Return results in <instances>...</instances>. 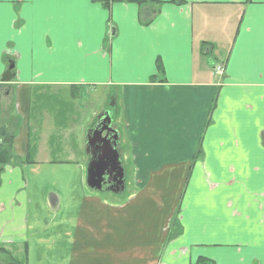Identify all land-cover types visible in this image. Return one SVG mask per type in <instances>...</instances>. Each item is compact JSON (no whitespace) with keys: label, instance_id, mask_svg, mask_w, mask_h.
Instances as JSON below:
<instances>
[{"label":"crops","instance_id":"1","mask_svg":"<svg viewBox=\"0 0 264 264\" xmlns=\"http://www.w3.org/2000/svg\"><path fill=\"white\" fill-rule=\"evenodd\" d=\"M145 1L0 0V128L16 121L23 161L0 168V248L18 264H264V0ZM60 94L72 113L34 107ZM105 109L132 195L86 185Z\"/></svg>","mask_w":264,"mask_h":264},{"label":"water","instance_id":"2","mask_svg":"<svg viewBox=\"0 0 264 264\" xmlns=\"http://www.w3.org/2000/svg\"><path fill=\"white\" fill-rule=\"evenodd\" d=\"M13 68L12 62L7 67L2 79L9 80L12 75L10 70ZM107 114L101 113L97 117L94 124L86 132L85 141L87 142L86 150L89 152V161L86 166V185L92 189L100 191L103 176L105 173L113 175V180H117L116 189L111 188L110 191L118 194L123 191L124 172L119 162V155L116 150L117 134L110 124V118H104ZM104 136H101L103 132Z\"/></svg>","mask_w":264,"mask_h":264},{"label":"rangeland","instance_id":"3","mask_svg":"<svg viewBox=\"0 0 264 264\" xmlns=\"http://www.w3.org/2000/svg\"><path fill=\"white\" fill-rule=\"evenodd\" d=\"M48 94L51 95L52 92H48ZM67 95H68V93H67ZM43 103L45 105H48L49 107H52L53 110L56 112V114H54V115H58L59 117L62 116V113H66V114L72 113V111H71V106L72 105L70 106V104H65L61 94L59 96H57V97L44 96V97H41L39 99H36V101L34 103V107H36L39 104H43ZM92 107H94V104L90 108V116H91V111L93 110ZM40 110H42V109H40ZM40 110H38V111H40ZM74 112H76V111L74 110ZM46 113H47V109H46ZM88 113H89L88 107L87 106L86 107L83 106L82 112H81L82 116L88 117ZM50 145L52 146L51 148H52L53 154L51 155L48 152L47 156H46L47 159H55V160H57L56 157H59L61 159L64 158V156L62 154H59V155L56 154V152L61 149L62 142H58V145H57L56 138H55V139L51 140ZM54 148H56L55 151H54ZM40 151H39V153L41 154L40 156L41 157L42 156L45 157V153H42ZM83 173L85 175V171H83ZM168 174H169V171L159 170V171L155 172V176L154 177L155 178L165 177ZM134 176H135V172L132 171V169L125 170V178H126L125 181L126 182H125L124 188L126 189V191L124 192L125 195H123V196L132 195V193H134V191H135V186L133 185ZM169 180L170 179H167V180H164V181L163 180L153 181L154 183L158 182V185H157L158 189L157 190L161 192L160 195L157 194V195L154 196L155 199L160 200L163 203V205H164L163 209L161 210V214L165 213L168 210L169 204L171 203L172 199L176 196L175 191L172 190V184H169ZM174 183H176V182H174ZM88 192L93 193L92 191H89V190H88ZM93 194H97V195H99L102 198L108 199L105 202L107 204H109V199H111V195H109V194H101V193H98V192L97 193H93ZM130 197H132V196H129L128 198H126L124 200L126 201ZM114 202H115L114 205L116 206L117 202L116 201H114ZM143 208H144L143 204H141V206L130 205L128 208H126V211L131 212V213H142V209ZM146 209H147V211H149V212H151L153 214L155 213V211L148 205H146ZM173 224H174L173 221L171 223H169L168 230L171 227L175 228V226ZM128 227H131V224H129ZM173 236H175V235H172V233H169V237L170 238H173ZM3 257L4 256L2 254H0V259L3 258ZM5 258H6V256H5ZM13 260L17 261L19 263V256L16 255Z\"/></svg>","mask_w":264,"mask_h":264},{"label":"trees","instance_id":"4","mask_svg":"<svg viewBox=\"0 0 264 264\" xmlns=\"http://www.w3.org/2000/svg\"><path fill=\"white\" fill-rule=\"evenodd\" d=\"M106 4L111 2H134L137 4H143L146 2L145 0H103ZM157 69L159 73H162V67L159 61H157ZM9 126L12 128H0V168L2 169L5 165L10 164H17L18 162H23L19 158H17L13 152V144H14V136L13 135V128L16 126V121H10ZM12 131V132H11ZM178 223L176 220L174 221V226L176 227ZM177 235V233L173 234ZM174 237V236H173ZM0 254L4 257L0 259V264H18L15 262L12 257L10 256L9 252L3 248H0ZM6 256V258H5ZM193 264H215L214 260L205 258V257H198L197 260Z\"/></svg>","mask_w":264,"mask_h":264},{"label":"flooded vegetation","instance_id":"5","mask_svg":"<svg viewBox=\"0 0 264 264\" xmlns=\"http://www.w3.org/2000/svg\"><path fill=\"white\" fill-rule=\"evenodd\" d=\"M103 113L107 114L106 117H104V118L109 117V116H108V115H109V110H108V109H105V110L103 111ZM124 175H125V173H124ZM125 179H126V178H125V176H124V178L122 179V181H123L122 184H124L123 187L125 186V182H126ZM117 180H118L117 178L113 180V175L108 174V173H105L104 176H103L101 189H102L103 191H108V192H110V189H111V188L116 189V186H119V185L117 184Z\"/></svg>","mask_w":264,"mask_h":264},{"label":"built area","instance_id":"6","mask_svg":"<svg viewBox=\"0 0 264 264\" xmlns=\"http://www.w3.org/2000/svg\"><path fill=\"white\" fill-rule=\"evenodd\" d=\"M215 71H216L217 74H222L223 73V67L222 66H217L215 68Z\"/></svg>","mask_w":264,"mask_h":264}]
</instances>
